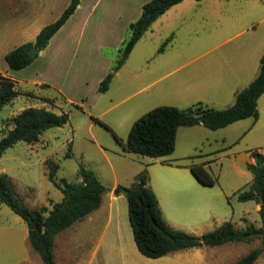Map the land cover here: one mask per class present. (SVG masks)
Listing matches in <instances>:
<instances>
[{
  "label": "rangeland",
  "instance_id": "1",
  "mask_svg": "<svg viewBox=\"0 0 264 264\" xmlns=\"http://www.w3.org/2000/svg\"><path fill=\"white\" fill-rule=\"evenodd\" d=\"M250 25L256 27L251 29ZM253 32L264 33V0L180 2L153 22L117 76V71L111 70V81L114 78L116 88L111 96L113 100L106 105L98 104L88 111L65 104L59 95L48 97L51 102L42 100L47 98L45 96H37L41 98L36 100L26 95L18 96L1 109L0 138L12 127L10 118L32 102L52 109L63 108L69 113L70 120L62 127L48 129L37 143L21 141L8 148L0 159V174L6 173L10 177L16 196L33 210H40L43 206L52 208V202L63 199V193L48 178L54 164H59L58 180L78 181V169L84 166L92 169L109 188L115 185L112 171L120 185L129 186L130 173L139 170L149 159L123 148L133 117L143 114L146 108L132 114L129 107L150 94L168 92L173 88V93H181V97L173 96L179 100L171 101V106L186 108L203 102L216 109L227 108L232 101H226L225 95L211 88L208 68L217 64L214 62L216 57L231 53L234 47L252 37ZM168 38L171 40L160 51ZM104 52L113 57L114 66L118 51L109 48ZM207 97L210 101H206ZM261 107L263 110L262 104ZM106 108L109 110L103 111ZM93 118L99 119L113 132ZM251 121L249 117L217 130L202 124L192 132L188 127H182L177 133L174 151L159 158L172 160L171 163L166 167L160 163L152 167L155 185L169 188L167 211L172 212L180 230L202 235L225 219L231 220L237 228H245L250 223L261 226L256 202H239L233 194L251 179L245 160L253 150L264 155V129L248 131ZM205 161L213 162L207 170L217 179L214 185L202 184L189 171L190 165H203L201 163ZM171 164L177 169L170 168ZM210 200L223 210L221 218L224 219L221 221L212 216L203 221L196 218L194 209L199 210ZM123 201L120 215L124 213L126 224L121 225L120 234H114L110 229L101 237L106 216L100 211L95 214L94 221L86 216L59 234L55 242L57 264H231L254 247L264 246L262 233L261 238L250 243L229 242L148 258L137 249L128 220L126 197ZM27 233L26 222L0 202V264H25L27 258L30 264H43L38 253L24 243L23 237ZM254 264H264V253Z\"/></svg>",
  "mask_w": 264,
  "mask_h": 264
},
{
  "label": "trees",
  "instance_id": "2",
  "mask_svg": "<svg viewBox=\"0 0 264 264\" xmlns=\"http://www.w3.org/2000/svg\"><path fill=\"white\" fill-rule=\"evenodd\" d=\"M181 1L183 0L146 2L139 19L128 26V38L118 50V58L112 70L118 71L122 68L136 43L153 22ZM79 3L80 0H71L62 15L43 27L34 41L23 43L9 51L5 56L8 66L13 70H21L30 65L38 56H29L30 49L33 46L39 51L46 48L50 39L66 23ZM169 41L170 38L164 42L160 51ZM110 82L111 73L101 81L98 91L106 92ZM20 94L15 81L0 73V110ZM23 94L35 97L33 92ZM262 94H264V55L260 61L259 74L236 94L233 105L224 109H216L203 102H196L186 108L171 105L157 106L135 120L123 148L127 152L160 158L174 151L177 131L180 127L202 124L211 130H217L249 117L256 122L259 118L258 100ZM42 100L51 102L48 97ZM93 119L110 129L99 119ZM69 120L68 112L57 113L45 106H28L22 109L10 118L12 127L0 138V159L8 148L18 142L37 143L48 129L62 127ZM116 138L119 140L118 137ZM70 155L71 152L68 157ZM252 156L254 162L247 164V169L253 174L252 181L236 194L240 202L255 201L260 204L258 212L261 226L250 223L245 228H237L231 220H227L211 231L194 235L175 229L167 223L157 195L149 185L146 167L131 185H117L114 193L124 194L127 199L129 221L139 252L148 258H159L184 249L214 247L229 242L250 243L261 238L264 231V155L254 150ZM58 169L59 164H54L48 173V178L63 193V199L60 202H52V208L43 206L40 210L27 207L16 196L10 177L6 173L0 174V202L11 208L26 222L30 245L39 254L43 264H57L55 255L57 235L97 210L101 206L103 196L110 190L90 168L81 166L77 172L80 180L76 182H68L63 178L58 180L56 177ZM190 170L204 185H214L217 181L203 165H191ZM263 253V245L254 247L231 264H254Z\"/></svg>",
  "mask_w": 264,
  "mask_h": 264
},
{
  "label": "crops",
  "instance_id": "3",
  "mask_svg": "<svg viewBox=\"0 0 264 264\" xmlns=\"http://www.w3.org/2000/svg\"><path fill=\"white\" fill-rule=\"evenodd\" d=\"M148 1L150 0H80L74 13L58 32L54 34L46 48L39 51L38 56L32 63L21 70H13L8 66L5 60L6 54L23 43L34 41L43 27L56 21L62 15L71 0H0V73L15 81L16 87L21 93L19 96H26L23 93L33 92L35 97L28 98L38 100L39 98L37 96L52 97L54 95H59L62 97L65 104L79 106L81 109L88 111L92 110L98 104L106 105L113 100L111 96H113L116 87L113 83V78L106 92L100 93L98 91L101 81L111 72L114 61L113 57L104 51L109 48H115L117 51L120 49L126 39V35H128V26L130 23L139 19L142 14L143 5ZM248 27L252 29L256 26L252 27L250 25ZM263 55L264 33L260 34L253 32L252 37L245 39L238 46L234 47L231 53L215 58L214 62L217 64L208 68V78L211 88H216L218 92L225 95L226 101H232L230 106L233 105L235 102V95L258 75L260 71V61ZM124 67L125 64L120 69ZM120 69L115 73V76L119 74ZM137 78L138 77L135 76V79ZM42 85L47 86L43 87ZM32 87L35 89L32 90ZM48 91H50L51 94H48ZM180 94L181 93L178 92L177 95L173 93V88L168 92L150 94L145 99L131 105L129 109L131 113L134 114V111H141L146 107L143 111L144 114L160 105H172L171 103L173 102L171 101H174L175 98L180 99ZM173 96L176 97L174 98ZM184 96H188V94L184 93ZM207 99L206 101H210V98L207 97ZM160 100L163 102H159ZM32 103L28 105L45 106L52 109L44 104ZM205 104L210 106L207 103ZM28 105L24 108L28 107ZM52 110L57 113L64 111L63 108ZM108 110L109 108H106L103 111L106 112ZM258 111L259 118L256 122H254L252 118L248 131H260L264 129V94H262L258 100ZM143 114H137L136 117L134 116L133 123ZM196 126L198 125L188 126V130L192 132L195 130L193 128H196ZM181 128L182 127L178 129L177 133ZM147 161L148 162L143 163L139 170L130 173L132 176L130 183L132 184L137 174L146 167L149 174V185L157 195L164 218L171 227L181 229L175 224L172 212L167 211V191L169 188L165 185L160 186L159 184L156 186L155 173L152 171V167L155 164H164L166 167L172 160H160L159 158L149 157ZM253 162L254 158L252 154H250L245 160L246 168L248 163ZM212 163L213 162L209 163L205 161L201 164H203L205 168H210ZM169 166L170 168L177 169V167L172 164ZM241 172L245 174L243 170ZM248 172L250 173V171ZM112 173L115 177V185L109 188L110 190L103 196L101 206L87 215L90 221L96 220L94 216L95 214L98 215L99 211L102 215L106 216L101 237L106 232L110 231V229L112 233L120 234L121 225L123 224L125 226L126 224L125 217H123L124 213H122L123 216L120 215V208L124 207L123 199L125 195H116L114 193L115 187L120 185V183L116 180L117 177L115 172L112 171ZM252 178L253 174L251 179L247 181L244 186L237 188V190L233 192L236 198V193L246 188L252 181ZM256 204L259 210L260 204L257 202ZM201 207L202 208L199 210L194 209L197 214L196 218L200 221L205 220L208 216H212L220 221L224 219L221 218L223 210L217 206L215 201L210 200V203L206 204L204 207L202 205ZM190 211L193 212V209ZM225 221L227 220L225 219L223 222ZM221 224H218V226ZM23 241L29 244L27 246L30 248L31 245L28 233L27 236L23 237ZM56 254L55 252V255ZM24 262L25 264H30L28 258ZM40 264L42 263L40 262Z\"/></svg>",
  "mask_w": 264,
  "mask_h": 264
},
{
  "label": "water",
  "instance_id": "4",
  "mask_svg": "<svg viewBox=\"0 0 264 264\" xmlns=\"http://www.w3.org/2000/svg\"><path fill=\"white\" fill-rule=\"evenodd\" d=\"M38 53H39L38 48L35 47V46H33V47L30 49V51H29V56L34 57V56L38 55ZM262 233H264V231H263Z\"/></svg>",
  "mask_w": 264,
  "mask_h": 264
}]
</instances>
